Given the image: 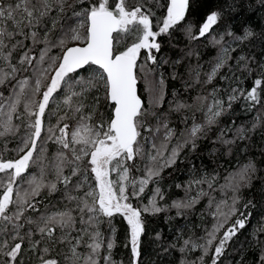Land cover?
<instances>
[{"label":"snow or ice","instance_id":"1","mask_svg":"<svg viewBox=\"0 0 264 264\" xmlns=\"http://www.w3.org/2000/svg\"><path fill=\"white\" fill-rule=\"evenodd\" d=\"M200 3L0 0V264H25V251L36 254L38 264H125L113 255L117 217L126 223L129 264H143L147 217L171 209L184 216L205 197L214 223L202 237L177 236L185 254L181 264H223L230 243L249 224L251 212L244 210L254 207L252 200L244 201L242 190L251 189L254 180L264 182V159H247L227 175L220 171L225 166L219 158L250 150L252 134L264 126L259 115L264 63L254 67V57L240 56L241 75H222L236 51L225 46V37L264 43V30L257 34L245 26L237 34L229 23L217 38L215 27L227 19L225 10L230 14L237 8L236 0H223L194 33L187 17ZM259 3L264 7V0ZM157 8L166 13L157 16ZM180 30L189 40L210 38L213 47L219 46L207 71L200 53L191 49L175 60L164 56L160 38L171 39ZM193 56L197 63L185 67L188 79H183L176 68ZM149 64L155 66L149 72L171 66V79H182L185 92L197 85L201 91L188 98L192 103L173 92L174 103L160 111L167 83L162 72L156 73L146 106L137 85ZM217 77L233 79L235 86H214L203 94ZM248 77L252 86L246 89L241 83ZM241 99L249 111L260 106L254 122L225 123ZM170 112L190 115L180 118L183 127L172 126ZM206 141L213 145L216 167L209 171L193 164L187 182L175 184L184 196L162 204L166 170L179 171ZM259 155L264 157V147ZM257 231L264 233V224ZM258 243L255 264H264V242ZM197 249L200 254L189 260L187 252Z\"/></svg>","mask_w":264,"mask_h":264},{"label":"trees","instance_id":"2","mask_svg":"<svg viewBox=\"0 0 264 264\" xmlns=\"http://www.w3.org/2000/svg\"><path fill=\"white\" fill-rule=\"evenodd\" d=\"M135 3L136 0H130ZM74 3V1H73ZM223 3V0H201V3L190 12L187 20L195 25L194 33L198 32L200 24L206 18V14L213 10L217 5ZM237 8L235 12L228 13L226 11L227 19L221 22L215 27V34L217 38L219 34L224 31L225 25L230 23V27L237 33L240 34L242 28L245 26L252 27L253 30L259 34L264 30V7L260 6L259 0H236ZM79 7V5H75ZM157 16L162 17L166 13V9H154ZM163 42L162 52L165 57H169L173 60L182 57L185 52L191 49L193 52L200 53L199 63L204 66V71H207L211 64L215 62L219 46L213 47L210 43V38H201L200 40H189L185 33L180 31H174L171 39L168 37H161ZM225 46L228 44L236 51L232 53L233 59L228 62L229 66L222 70L221 74L228 77H232L233 74L241 75L236 68V61L240 56L254 57L253 66L255 67L259 63H264V43H261L259 39H253L240 43L233 41L231 37H225ZM143 55V53H142ZM197 59L195 56L186 58L183 61L184 66H177L176 71L183 77L188 79L185 67L189 64L195 65ZM155 69V66H149ZM148 67V68H149ZM147 68V69H148ZM162 72L164 74L167 83V94L165 95L163 106L160 111H167L170 104L174 103L172 93L176 92L178 98L188 99L189 97L194 98L197 92L201 91L199 85L194 90L188 92L184 91L183 80L178 78L176 80L171 79L173 68L169 65L156 69L155 72H149V70L143 73V79L139 85V95L144 100L145 105H148V95H146V82L145 79L149 76V73H153V79L156 73ZM256 75H259L257 69ZM203 79V75L201 77ZM152 79V80H153ZM149 80V79H148ZM229 84L235 86L233 79L220 80L219 77L214 81L213 85L204 87L203 94L214 86H219L221 89L227 88ZM241 86L248 89L252 86V78L248 77L242 80ZM102 94V93H101ZM189 103H192V99H188ZM244 101L241 99L233 105L231 113L223 118L225 123H231L235 121L236 124H243L250 126L254 122L258 115L257 108L247 110L244 107ZM184 115H190L188 112L173 113L170 112L169 116L171 119V125L183 127L180 124V118ZM259 115L264 117V112H260ZM264 126L258 129L252 134L250 150L235 155L233 157H220L218 160L219 164H223L225 167L220 169L222 175H227L230 171L237 170L241 164L245 163L247 159L261 160L264 157L259 155L261 148L264 147ZM247 143V142H246ZM13 144H9V148H12ZM213 145L209 142H205V146L202 150L195 154H192L183 164L179 165V171L174 169H168L164 173V180L161 182V186L164 189L165 201L171 204L175 199L182 198L184 196L183 188H176L175 184H185L190 177V169L195 164L197 168L206 166V170H211L216 167L217 161L210 157V151ZM54 149H50V154ZM264 167V165H261ZM171 173V175H169ZM49 179H53L49 176ZM223 183V181H221ZM244 201L252 200L254 207L245 209L246 214L251 212L249 224L246 229L242 230L238 237L233 239L230 243L229 249L226 254V258L223 260V264H255L260 254L259 243L264 242V233H259L257 230L264 224V182L260 180H254L253 187L251 189L245 188L242 190ZM193 195L195 193H192ZM217 200L222 198V195L217 192L213 193ZM59 198V194L52 199L56 200ZM214 209L208 208V198L205 197L201 200L200 204L196 206L191 213H186L184 216H176V209H171L167 212H162L154 216H148V235L143 239L142 244V260L143 264H181V261L185 259V254L179 251V247L182 245V240L177 241V236H183L188 238L192 236L193 239L196 237H202L205 235V230L210 229L214 223L213 217L210 212ZM234 219V218H233ZM115 223L119 229L117 233V247L113 250V255L117 260H124L125 264H129L130 252L126 249L123 244L125 241L126 223L122 218L117 217ZM227 227V225L225 226ZM160 233L161 239L156 240L155 234ZM172 243H176V247H170ZM164 248H168L165 252ZM200 254L199 249L196 251L187 252V258L194 260ZM25 264H38L36 254L29 255L27 251L24 253Z\"/></svg>","mask_w":264,"mask_h":264},{"label":"rangeland","instance_id":"3","mask_svg":"<svg viewBox=\"0 0 264 264\" xmlns=\"http://www.w3.org/2000/svg\"><path fill=\"white\" fill-rule=\"evenodd\" d=\"M73 1L74 0H69V3H73ZM149 66H151L150 64L149 65H146L145 67H144V70L143 71H141L140 73H139V82L141 83V81H142V79H143V73L145 72V71H147L148 69V67ZM149 76H150V78H146L145 79V82H146V91H145V93H146V95H148V103H149V101L152 99V93L148 90L149 88H150V86H151V83H152V79H153V73H149ZM149 79V80H148ZM134 202V204L135 203H137L136 201H133Z\"/></svg>","mask_w":264,"mask_h":264},{"label":"water","instance_id":"4","mask_svg":"<svg viewBox=\"0 0 264 264\" xmlns=\"http://www.w3.org/2000/svg\"><path fill=\"white\" fill-rule=\"evenodd\" d=\"M139 84V83H138ZM137 89H138V94H139V85H137Z\"/></svg>","mask_w":264,"mask_h":264},{"label":"bare ground","instance_id":"5","mask_svg":"<svg viewBox=\"0 0 264 264\" xmlns=\"http://www.w3.org/2000/svg\"><path fill=\"white\" fill-rule=\"evenodd\" d=\"M143 100V99H142Z\"/></svg>","mask_w":264,"mask_h":264}]
</instances>
